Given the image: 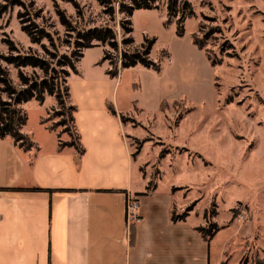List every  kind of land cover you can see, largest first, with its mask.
<instances>
[{"label":"rangeland","instance_id":"rangeland-1","mask_svg":"<svg viewBox=\"0 0 264 264\" xmlns=\"http://www.w3.org/2000/svg\"><path fill=\"white\" fill-rule=\"evenodd\" d=\"M23 1L54 39L57 50L41 42L51 53L74 50L75 33L60 24L57 10L77 29L109 26L118 42L125 37L119 25L125 17L117 13L111 20L97 0ZM121 1L112 0L115 9ZM188 1L193 14L184 18L182 36L177 35L179 13L167 23L166 0L158 10H135L130 18L131 43L125 48L154 41L149 58L159 63L160 72L118 66L117 102L130 108L132 100L126 124L134 137H127V144L145 178L185 186L179 192L185 197L182 211L195 204L194 223L228 227L212 243V258L223 255L220 264H257L264 261V0ZM19 12L24 10L12 7L0 18V53H8L2 41L10 39L21 53L48 59L41 45L21 31ZM192 34L202 42V51L192 43ZM103 47L111 70L119 53ZM97 53L87 52L81 66L87 67ZM205 54L217 66L211 67ZM8 70L12 84L20 87L16 70ZM22 71L42 76L39 70ZM19 107L26 115L21 131L30 138L39 137L46 124L60 143L73 142L66 94L64 106L46 96L41 105L32 100Z\"/></svg>","mask_w":264,"mask_h":264},{"label":"crops","instance_id":"crops-1","mask_svg":"<svg viewBox=\"0 0 264 264\" xmlns=\"http://www.w3.org/2000/svg\"><path fill=\"white\" fill-rule=\"evenodd\" d=\"M92 50L100 53L82 67ZM104 52L103 46L83 50L78 73L67 78L82 155L58 149V135L46 124L37 138L25 134L35 145L28 151L0 139V264H220L223 255L212 258V243L228 227L206 243L196 231L203 223L192 221L195 206L173 223L171 214L183 212L185 186L152 183L140 160H132L127 137L134 135L119 117L132 113V100L130 108L119 106V77L108 76ZM127 193L138 198L142 218L129 232Z\"/></svg>","mask_w":264,"mask_h":264},{"label":"trees","instance_id":"trees-1","mask_svg":"<svg viewBox=\"0 0 264 264\" xmlns=\"http://www.w3.org/2000/svg\"><path fill=\"white\" fill-rule=\"evenodd\" d=\"M161 1L162 0H123L119 3L118 9H115L112 0H97L98 4L103 7L104 14L111 20H114L117 13L125 17V19L119 20V25L125 34V37L120 42L117 41V35L113 28L104 26L77 29V27L73 25V22L65 16L64 11L57 10L56 13L60 24L66 31L75 33L74 50L70 54L62 55L51 53L45 45L41 44L43 40H46L52 48H56L52 36L45 29L37 25L33 19L34 16L31 15L29 11V6L26 5L23 0H4V3L0 2V18L12 7H19L24 10V12H19L17 15L21 25V31L28 36L32 44H40L44 53L49 56L47 59L39 57L36 54L21 53L12 40L3 39L2 43L6 46L8 53H0V139L6 137L11 138L14 143L24 151H28L35 146L30 138L21 131L26 123V115L19 106L32 100L41 105L46 96H54L58 105L64 106V95L66 94L69 98L67 78L70 76V73H78L76 64L82 57V51L85 49L108 46L114 52L119 53V58L116 63H112L113 68L107 71L110 78L118 77V66H120L121 70H125L139 65L159 73V63L149 58V52L154 41H146L144 45L135 50H129L125 47L127 45L129 46L131 43L129 37L132 31L130 18L133 12L140 9L158 10ZM166 12L167 23L179 13L177 35L182 36L183 20L186 16H192L193 14L189 1L166 0ZM191 40L198 50H203V44L201 41H198L195 34L191 35ZM93 42L97 44H93ZM108 57V53L104 52L101 63L106 61ZM205 58L211 67L217 66L218 63L210 59L207 54H205ZM8 68L16 70L20 87H16L12 84ZM24 68L39 70L42 76H28L22 71ZM63 92L65 94H63ZM68 109L70 111L69 121L72 123L75 135H70L73 142L60 143L58 149L70 147L74 148L78 155H82L84 149L80 144L79 135L74 126L73 113L76 109L72 106L68 107ZM107 109L112 115H116V111L111 103H107ZM119 117L122 123H126L128 120L125 116L120 115ZM48 129L52 130L51 128ZM152 185L151 182L148 184L147 191L152 190ZM175 190L179 189H172V191ZM194 206L195 204L189 206L179 215L173 212L171 214V221L173 223L185 221L188 213ZM235 212L236 211L233 210V213ZM204 218L206 219V213ZM196 231L206 243H209L219 231V228L215 223L209 222L207 228L199 227ZM241 264H245L244 261L241 262ZM257 264H264V261L261 260Z\"/></svg>","mask_w":264,"mask_h":264},{"label":"built area","instance_id":"built-area-1","mask_svg":"<svg viewBox=\"0 0 264 264\" xmlns=\"http://www.w3.org/2000/svg\"><path fill=\"white\" fill-rule=\"evenodd\" d=\"M124 213L126 222V231L129 232L133 226H138L142 222L139 215V202L138 198L130 193L124 197ZM241 217L238 218L240 221Z\"/></svg>","mask_w":264,"mask_h":264}]
</instances>
